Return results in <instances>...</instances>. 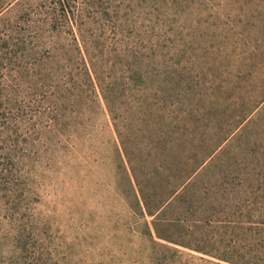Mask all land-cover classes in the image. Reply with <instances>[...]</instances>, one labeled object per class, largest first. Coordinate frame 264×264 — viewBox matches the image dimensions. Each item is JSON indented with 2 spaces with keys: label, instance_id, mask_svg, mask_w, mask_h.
<instances>
[{
  "label": "rangeland",
  "instance_id": "obj_1",
  "mask_svg": "<svg viewBox=\"0 0 264 264\" xmlns=\"http://www.w3.org/2000/svg\"><path fill=\"white\" fill-rule=\"evenodd\" d=\"M107 1L84 30L95 82L115 83L121 136L86 87L24 150L0 145V264H231L206 252L246 244L196 221L264 191V0ZM244 104L246 128L203 180L228 191L180 200L192 139Z\"/></svg>",
  "mask_w": 264,
  "mask_h": 264
},
{
  "label": "trees",
  "instance_id": "obj_2",
  "mask_svg": "<svg viewBox=\"0 0 264 264\" xmlns=\"http://www.w3.org/2000/svg\"><path fill=\"white\" fill-rule=\"evenodd\" d=\"M97 1L105 13L108 1ZM93 6L97 8L94 0H0V145L3 151L19 153L43 128L57 126L68 106L78 101L79 92L86 87L99 92L117 135L121 136L117 126L115 83L94 80L101 75L95 72L91 57L93 43L88 41L84 30L86 19L94 20L98 13ZM111 52L116 56L124 50L120 51L114 44ZM137 78L143 80L140 75ZM251 106L244 104L236 109L237 114L209 138L192 139L188 155L182 156L188 168L184 173L180 170L178 176L176 190L180 193L185 189L180 200L195 199L209 205L212 203L208 194H213L214 202L217 194L228 191L221 190V186L205 188L204 175L209 165L228 149V142L237 131L246 128L244 121ZM183 176L186 184L181 183ZM261 192L247 196L241 205H231L238 213L225 212L224 218L220 214L214 217L221 220L212 219L214 213H208L196 221L209 227L224 222L234 230L231 234L235 235L236 243L248 247L245 252L232 249L219 255L206 252L207 255L231 264H264V197H261L264 191ZM232 216L235 218L229 220Z\"/></svg>",
  "mask_w": 264,
  "mask_h": 264
}]
</instances>
